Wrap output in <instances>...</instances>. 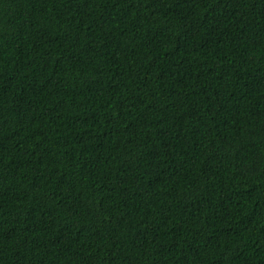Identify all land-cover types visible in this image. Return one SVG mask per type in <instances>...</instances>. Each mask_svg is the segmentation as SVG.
I'll return each mask as SVG.
<instances>
[{
	"label": "trees",
	"instance_id": "1",
	"mask_svg": "<svg viewBox=\"0 0 264 264\" xmlns=\"http://www.w3.org/2000/svg\"><path fill=\"white\" fill-rule=\"evenodd\" d=\"M0 264H264V0H0Z\"/></svg>",
	"mask_w": 264,
	"mask_h": 264
}]
</instances>
